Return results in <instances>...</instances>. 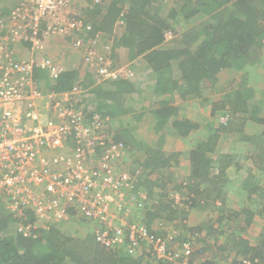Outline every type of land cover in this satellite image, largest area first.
Segmentation results:
<instances>
[{"label": "trees", "instance_id": "16d2710c", "mask_svg": "<svg viewBox=\"0 0 264 264\" xmlns=\"http://www.w3.org/2000/svg\"><path fill=\"white\" fill-rule=\"evenodd\" d=\"M21 2L0 0L2 14L9 16ZM86 3L72 8L76 13L73 11L71 15L90 27L87 30L93 38L103 34L113 40L103 58L108 69L115 71L117 76L98 86H82L80 73L87 71L83 66L88 60L83 58L77 68L64 69L54 78L45 68L37 67L33 77L38 87L43 91H77L76 106L85 112L92 127L98 126L114 143H122L128 149L145 148V158L135 161L131 166L134 173L131 170L130 173L135 178V192H146L154 203L150 208L146 202L141 210L136 208L135 211H139L140 219L154 236L165 237L174 225L187 229L185 234L177 231L174 237L175 246H179L173 249V253L179 255L177 259L188 257L185 264H240L243 258H249L257 261L255 264H264V235L252 244L233 231L227 234V244H221L214 236L216 231L211 222L191 224L189 216L197 207L205 208L212 201L225 200L223 188L211 197L209 183L219 179L222 182L232 180L231 164L235 156L226 155L224 159L210 156L216 152L219 130L232 132L236 130L232 128L235 122L240 124L241 131L248 121L262 125L263 151L253 161L264 169V116H259L262 107L255 102L256 92L242 81L240 88L222 95L217 89L221 74L227 70H242L248 65L260 67L264 63V0H182L181 3L180 0H87ZM198 18L204 21L183 32V39L176 46L161 45L166 31ZM44 27L46 22L40 28ZM121 28L124 29L122 34ZM65 36L72 37L67 33ZM141 62L157 73L154 81L147 75L143 79L137 64ZM80 88H89L91 94L88 95L93 97L80 98ZM217 91L219 96H215ZM189 96L209 102L213 116L219 118L220 123L218 126L213 124L211 134L200 136L186 156L189 175L174 184L170 177L164 178L157 171L185 159L180 152L163 150L167 129L171 127L174 134L188 136L200 128L197 122L179 117L176 101ZM123 114L131 115L133 129L113 127L112 122ZM138 130L143 135L154 136V144L146 145L145 136L142 141L138 140ZM250 136H247L249 140ZM239 164L236 170L242 168ZM156 173L159 177H150ZM241 179L243 190L248 191L247 196L241 195L244 201L247 199L243 210L248 227L255 213L249 199L255 193L264 198V191L247 178ZM170 189L181 192L185 204L182 209L173 207V201L168 198ZM205 194H210L211 198L206 199ZM74 215L70 209L62 221L66 222ZM234 215V219H238L239 213ZM12 221L21 222L22 229L12 228ZM36 222L34 211L27 210L18 217L0 203V264H172L156 259L149 247L133 251L126 244L108 249L90 232L73 235L64 231L61 224L45 228ZM246 227L241 228L245 230ZM189 237L196 238L202 245L185 257L179 244ZM232 255L234 259L228 262Z\"/></svg>", "mask_w": 264, "mask_h": 264}, {"label": "built area", "instance_id": "2783aa9c", "mask_svg": "<svg viewBox=\"0 0 264 264\" xmlns=\"http://www.w3.org/2000/svg\"><path fill=\"white\" fill-rule=\"evenodd\" d=\"M71 9L70 0H22L9 16L0 8V203L18 217L34 211L36 224L45 228L60 223L72 209L92 222L93 235L108 249L144 246L158 260L185 264L196 238L180 244L186 258L177 259V230L154 236L133 214L149 199L146 192H135V178L123 168L129 149L92 127L76 106L77 92L38 87L33 77L37 67L51 78L62 71L50 58L33 61L20 55L22 50H44L50 36L90 28L72 17ZM72 44L81 46L78 38ZM101 71L117 76L107 68ZM172 197L178 208L182 197L177 192ZM255 262L243 258L240 264Z\"/></svg>", "mask_w": 264, "mask_h": 264}, {"label": "rangeland", "instance_id": "374dc122", "mask_svg": "<svg viewBox=\"0 0 264 264\" xmlns=\"http://www.w3.org/2000/svg\"><path fill=\"white\" fill-rule=\"evenodd\" d=\"M165 1V0H161ZM182 0H180L181 3ZM185 1V0H183ZM87 0H70L71 3V8L75 7H81L83 5H86ZM73 13V9H71ZM76 13V11H74ZM203 18H198L196 21H193L190 24H181L177 25L174 30H168L165 33V40L161 44L164 47L171 48L176 46L178 44L179 40L183 39L182 33L185 31H188L189 29H192V27H197L199 24L204 21L202 20ZM185 21L181 22L184 23ZM88 28L85 26L81 30H78L77 32L72 31L69 33L72 37H67L63 36L62 38H57L56 36H50L46 42H45V47L44 50H36L35 53H33L30 56V52L22 50L21 51V56L26 58V59H32L33 61H41L43 58H50L53 65L59 68L63 69H72V68H77L78 65L80 64V61H82L83 58H86L87 61H85L83 68H86L87 71L90 72L87 73L85 70L84 72H81L80 74V80L82 82V86H98L101 84H104L108 80H111L115 78L114 76H106L105 73H103L101 70L102 68H107L108 71L113 72L116 74L115 71L109 70L108 69V63L104 61V55L106 54L107 47L108 45L112 44L113 40L111 38H106V35L103 34H98L96 37L90 36V31L87 30ZM122 34L124 31L123 28L119 29ZM114 35V34H113ZM102 36V37H101ZM115 36V35H114ZM186 36V35H185ZM64 37L68 38H78L81 42V46L79 47L78 44H72L73 39H70V41H65ZM109 40V44H108ZM50 48L55 49V51H51ZM30 53V54H29ZM141 61V60H140ZM140 70L139 72L144 75L149 79V80H155L157 78V73L149 69L144 62L137 63ZM263 74L264 75V66L262 67L261 71L259 70L258 74ZM49 75V72H48ZM218 85V91L219 94H224L229 90L232 89H238L242 85L241 83L238 84L237 80L233 83L228 80V78H221ZM233 83L235 86H232ZM237 84V85H236ZM248 85V84H247ZM246 85V87H248ZM249 87L253 88L255 85L253 81H249ZM254 89V88H253ZM264 86H262L261 90L259 92L255 91L256 93V104L261 105V110L259 112V116H264V95L261 94L260 92L263 91ZM80 98H84L85 96H89L88 98L91 99L93 95H88L91 90L89 88H80ZM89 90V92H88ZM217 93L215 96H219ZM77 92V91H76ZM75 92V93H76ZM91 94V93H90ZM199 99V100H198ZM201 98H190V100L186 103L181 101V99L177 100L176 102L178 103V107L180 110H183L182 115L180 116V119L187 118L190 120H193L200 124V128L197 129L196 131H191V133L187 137H192L196 138V141L200 138V136H206L208 134H211L214 129V125H219V118H216V116H213L211 107L209 106V102H205V105H200L202 102L200 100ZM201 101V102H200ZM203 103V102H202ZM183 104V106L181 105ZM199 106L200 112L197 113L198 110H196V107ZM202 108V110H201ZM180 113V112H179ZM134 121L131 118L130 114L127 115H119V117L112 122L114 128H119V127H129V128H134L133 123ZM132 123V124H131ZM133 125V126H132ZM138 129V126H136ZM232 128H235L236 130H233L232 132L225 131L223 132L222 130L218 131L220 138L218 140L217 144V149L216 152L210 155L213 158H222L226 155L230 156H235L234 162L231 164L233 171L231 174V181H219V180H214L211 183H209L211 187V197L216 196L219 194L221 189L223 188L224 191V198L225 200L217 199V202H213L210 205H207L205 208L203 207H197L193 209L190 213L191 217V224H204L206 222H211L213 225L214 230L216 231V234L214 235L217 237L220 241L221 244H227L228 237L227 234H230L234 231L237 235L243 237L246 240H249L250 243L255 244L258 242L259 238L264 235V198L260 197L259 193L253 194L251 197L252 199H249V202L251 203V208L254 210V218L252 220V224L246 227L245 224V219L246 215L244 213V206L246 201H244V196L242 197L241 195H246L247 192L242 188V179L245 180L246 178L250 181L251 184L254 186H258L262 191H264V169L256 166L254 164L253 159L257 160L256 156L258 153L263 151V148L261 147L262 145V125L258 124H252V122L244 125L243 130H240V124L239 123H234ZM136 129V131H137ZM212 131V132H211ZM146 135H143V133H140V130L137 132L138 140L142 141L144 139L143 136H150V134L145 133ZM251 135V139L247 136ZM156 141V139L154 140ZM133 150V149H132ZM129 155V154H128ZM144 152L143 151H138V157H143ZM257 162V161H256ZM240 163V164H239ZM236 164V166H235ZM237 164L241 166L242 168L240 170H236ZM258 165V164H257ZM236 170V171H234ZM216 171V170H215ZM214 172V170H213ZM151 177L156 178L157 175L152 174ZM162 177H167V175L162 174ZM249 188H251L250 185H248ZM231 190V192H230ZM212 192V193H211ZM228 192V193H226ZM223 193V191H222ZM220 193V194H222ZM210 194H205L206 199L211 198ZM218 198V197H216ZM230 199V201L228 200ZM228 201L230 203H228ZM244 204V205H243ZM243 208H242V207ZM222 208V209H221ZM224 209V210H223ZM233 211V212H232ZM235 212L239 213L238 219L235 218ZM134 214V212H133ZM220 219V221H219ZM178 224V222H175ZM62 225V229L64 231H68L69 233L73 235H79V234H85L86 232H90L91 234L94 233L95 226L92 224L87 219L81 218V216H72L71 219L65 221H61L57 225ZM23 224L21 222H16L12 221L11 222V227L14 228L15 230H20L22 229ZM180 227V225H174ZM246 227L245 230H242L243 228L241 227ZM206 228V227H205ZM205 228L203 231H205ZM207 229V228H206ZM183 234L187 232L186 228H180ZM213 232V229H212ZM230 239V238H229ZM214 240L212 239L211 242ZM202 244H199L197 240H195V247L194 250H199L201 248ZM144 247V246H143ZM179 246H173V248L178 249ZM140 249V248H139ZM138 250V249H137ZM135 250V251H137ZM180 251V250H179ZM220 251V250H219ZM178 258V254H176ZM182 256V254H181ZM224 258V257H223ZM221 258V259H223ZM233 255L230 256L228 262L233 260ZM236 260V258H235Z\"/></svg>", "mask_w": 264, "mask_h": 264}, {"label": "crops", "instance_id": "0c3cea01", "mask_svg": "<svg viewBox=\"0 0 264 264\" xmlns=\"http://www.w3.org/2000/svg\"><path fill=\"white\" fill-rule=\"evenodd\" d=\"M57 35L58 36L55 35L57 38H60V37L62 38L63 37V36H60L61 34H57ZM64 39L67 42L70 41L69 38L67 39L66 37H64ZM50 49H51V51H55V49H53V48H50ZM31 55L32 54H30V56ZM263 66H264V63H261L260 67H254V66L248 65L242 70H238V69L237 70H232V71L227 70L228 72L226 71V72H224V74H221V75H222V78H225V79L228 78V80L233 82V83L236 80H237V82L239 80L240 83L245 82L246 85L248 84L247 85L248 87L250 86L249 85V81H253V83L255 84L253 86L254 90L256 89L255 91L259 92V90H261L262 86H264V75L260 74V73L258 74L259 70L261 71ZM260 93L264 95V89ZM190 98H198V97L189 96L188 98H185V99H183L181 101L187 103L190 100ZM200 100L203 102L202 99H200ZM202 102L200 103V105L201 104L202 105L206 104L205 102H203V103ZM181 105L183 106V104H181ZM198 109H199V106L196 107V110H198ZM201 110H202V108H201ZM182 112H183V110H180L179 117L182 115ZM198 112H200V110H198L197 113ZM248 122L250 123L251 121H248ZM252 124L254 125L253 122H252ZM170 128L171 127H169L167 129L166 138L164 140V143L162 144L163 145V150L171 151V152H180V153H182L185 156V159L183 161H181L180 163H178V164H175V162H174L170 166L164 167L163 169H160L157 172L160 173V176L162 174L167 175L168 177L171 178L172 182L174 184H176V183H180V181H183V179L186 176L189 175V163H188V160L186 159V156L188 155V152L196 145L198 140L196 141V138H193V136L192 137H187V136L174 134L171 131ZM146 137H147V139L145 141L146 145H149V144L153 145L154 144V140L156 138L154 136H149V138H148V136H146ZM129 151H130L129 155L127 156V158L122 160L121 163H122L124 169L129 170V172H131V171L133 172V170L131 169L132 164L135 161H137V160H140V161L143 160L145 158V156H146V153H145V148H142V149H139V150L138 149H133V150L129 149ZM138 151H143L144 152V156L142 158L138 157ZM123 163H126V164H123ZM156 175L159 177V174L156 173ZM151 176H152V174L150 175V177ZM175 192L179 193V195L181 196V192L179 190H175V189L168 190V198H169L170 202L173 201L172 195ZM148 199H149V197H148ZM228 200L230 201V199H228ZM229 201H228V203H230ZM147 202L149 203L150 208H151V205H153L154 202L152 201V199L151 200L149 199ZM144 205H146V203ZM143 206L137 207V208H139V210H141L143 208ZM184 206H185V204L183 203V200H182L181 204L178 205V208L182 209ZM173 207H176L175 206V200L173 201ZM139 214H140L139 211H135L134 216L135 217L138 216L139 218H141ZM171 228L177 230L178 233H180V231H181L180 228H182V227L180 226V227L176 228L175 226H171Z\"/></svg>", "mask_w": 264, "mask_h": 264}]
</instances>
